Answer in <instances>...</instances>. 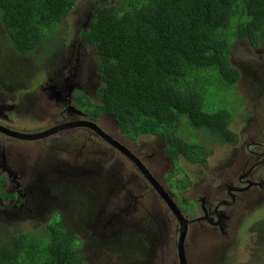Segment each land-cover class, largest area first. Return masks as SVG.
Segmentation results:
<instances>
[{"label":"flooded vegetation","instance_id":"1","mask_svg":"<svg viewBox=\"0 0 264 264\" xmlns=\"http://www.w3.org/2000/svg\"><path fill=\"white\" fill-rule=\"evenodd\" d=\"M1 61L6 73H15L8 58L1 56ZM78 62L81 69V60ZM80 69L74 77L81 76ZM17 73L27 76L24 71ZM45 74L43 79L52 75ZM246 74L240 73L239 81ZM248 74L251 94H264V83L260 86L264 73ZM98 81L102 82L101 74ZM25 84L22 79L0 76V219L4 223L18 226L31 218L41 222L43 227L39 229H47L51 219L57 217L83 247H109L117 253L119 264H180L179 231L187 229L183 242L187 264H216L212 248L199 253L194 242L212 234L216 247L222 240L236 241L226 264H245L236 248L241 245L249 250L258 243L264 222V129L244 127L251 116L248 108L237 109L239 120L232 117L228 126L233 132L231 140L208 138L210 145L202 143L206 151L203 157L184 158L190 169L181 168L187 179H179L181 185L176 187L169 183L172 178L166 173L167 163L173 158L165 152L167 138L149 134L133 137L120 127L117 136H110L103 129L110 130L111 121L103 117L105 114L96 115L90 105L99 104L81 91L83 99L76 97L72 102L68 97L71 92H66L57 101V89L52 85H34L24 96L20 93ZM84 99L91 104H81ZM31 105L35 110L28 114ZM8 129L20 137L8 134ZM193 130L200 133L198 128ZM182 137L187 139L183 133ZM144 138L151 139L147 143ZM51 140L49 148L53 152L44 158L39 156L42 150L34 153L30 149L32 143ZM152 144L163 150L151 149ZM220 150L216 165L207 167L209 157ZM181 155L175 157L176 162L173 159L174 164ZM157 158L166 161L162 177L158 175L160 167L155 165ZM49 159L53 161L49 163ZM203 159L207 164L201 163ZM195 166H202L198 175ZM46 196L50 198L45 200ZM177 197L183 203L192 199L193 205L182 206ZM80 216L81 223L71 225ZM46 219L49 221L44 224ZM25 232L29 231L15 235ZM247 259L249 262L253 257L248 253Z\"/></svg>","mask_w":264,"mask_h":264},{"label":"trees","instance_id":"2","mask_svg":"<svg viewBox=\"0 0 264 264\" xmlns=\"http://www.w3.org/2000/svg\"><path fill=\"white\" fill-rule=\"evenodd\" d=\"M82 1L0 0L5 50L27 56L25 67L30 59L39 63V56L58 52L59 23ZM121 1L99 3L92 28L79 26L85 45L95 47L91 52L103 81L99 106L85 99L81 104H91L96 115L107 113L133 137L167 138L165 152L172 161L180 153L189 160L206 153L205 144L184 140L181 125L189 132L198 128L211 140H231L235 103L220 107L209 96V86L216 78L217 88L232 89L240 73H248L233 38L264 52V0ZM1 56L15 70H25L0 46V62ZM175 171L187 179L181 167ZM80 248L72 232L57 222L43 234L29 231L0 240V264H91Z\"/></svg>","mask_w":264,"mask_h":264},{"label":"rangeland","instance_id":"3","mask_svg":"<svg viewBox=\"0 0 264 264\" xmlns=\"http://www.w3.org/2000/svg\"><path fill=\"white\" fill-rule=\"evenodd\" d=\"M107 3H111V4H119V2L121 0H105ZM90 9V8H88ZM86 12H84L82 15H85ZM76 14V15H75ZM75 14H70L69 15V19H70V31H71V37L68 38L69 42H70V46H69V51L67 53H65L64 55L60 56L59 58L55 55L52 57V55L54 53H56L55 50H58L62 48L63 46V42L64 40L60 39L58 40V44H57V40H56V44H55V52L51 54V52H47V54H45L43 57L39 58L38 61L39 63L42 64V67L39 69L38 72H33L31 75L25 76L23 73H0V76L4 77V78H9V77H13L15 79H22L23 81L26 82L25 86L22 87V92L20 94L26 96L28 93L27 91L30 90L34 85H39L40 87H43V85L47 84V80L43 78H45L44 73H51L52 76L54 78H57V73H61L60 72V68H64L65 65H62V61H64L65 59L68 58L69 54L71 53L74 44L78 43L79 40L76 39L77 36V24L78 21L80 20V14L75 13ZM79 24H82L79 21ZM69 31V28H68ZM63 34L61 32L60 27L58 28V35ZM55 35L57 36V31L55 33ZM69 36V34L67 33V37ZM80 39V38H79ZM76 40V41H75ZM0 46L3 47V52L5 55L11 57L12 54L8 53L5 50V40L0 36ZM233 42H235L234 44V48L238 53V57H240V61H244L247 62V64L249 65V71L248 73H264V52L261 51V49L258 50H252L250 49V46L248 44L247 41L244 40H240L238 38H233ZM264 44V42L262 43ZM87 51H89L87 49ZM97 64V59L96 56L93 54H88L85 55L84 57H82V72L83 73H98L95 69ZM40 66V65H39ZM38 65H36L35 67H39ZM246 74L243 80H240L234 87H232V89H221V88H217L215 83L217 82L216 78L212 79V83L209 86V96L213 97L211 98L212 100H214L216 102L217 105H219L222 108H226V109H230L229 105L227 104L228 101H230L232 103V101L237 104L238 107H236L235 111H234V117L237 116L236 120H239V116L237 113V109L239 108V110L241 109H249V113L251 111V116L248 120V122L244 125V127L249 128L251 125H253L252 128H258V129H264V96L263 94H258L257 96H253V94H251L250 92V87L252 86V82L250 81V75ZM260 75V74H259ZM262 76V75H260ZM264 83V76L263 79L261 80L260 86L261 84ZM82 89L85 91H81L83 94H87V95H91L94 96V94L96 95V97L93 98L92 102L93 103H97L98 102V89L100 87V85H91V86H87L82 84ZM85 94V96H87ZM71 96V101L75 102V98L79 97L81 99H83V97H81V95L79 94L78 90L75 91H71V93L69 94L68 97ZM254 97V98H253ZM210 99V100H211ZM253 99V102L249 103V100ZM214 102V103H215ZM79 105V104H78ZM99 106V105H98ZM76 110L78 111V114L84 115L82 113V111L79 108H76ZM30 114V113H29ZM105 114L107 115V113H102V115ZM104 117V116H103ZM108 118L107 120L111 121L110 126L112 124V127L110 130L106 131L105 129H103L107 134H109L110 136L113 135H118L120 129L118 124L114 121V119L112 117H105ZM106 120V121H107ZM105 122V121H104ZM102 122V123H104ZM105 126V123H104ZM9 131H13L11 129H8ZM182 131L184 134V137L187 138V141H193V140H198L201 143H209L208 137L205 134H200L197 133L195 131H188V128L185 125H181L179 131ZM151 138H144L142 141L144 142H149ZM138 141V140H136ZM141 142V141H140ZM139 144V143H138ZM157 144V143H156ZM156 144H152L149 147L152 149L153 147H157V148H161L160 145H156ZM52 140L47 143V142H43V143H32L30 144V149L34 151V153L38 152L39 150H42L40 153V157L44 158L48 155H50L53 152V149H50L49 147L52 146ZM140 145V144H139ZM103 147L107 146L105 144H103ZM216 149V148H215ZM109 155V154H108ZM221 155V150L217 151L216 153H214L211 157H209L208 159V166H215L216 162H218V157ZM161 156V155H160ZM61 158V157H60ZM160 161L159 167L160 170L158 171V175H160V177H162L161 173L164 169H166V161L163 162V159L161 158H157ZM52 159H49V163L52 162ZM47 162V163H48ZM58 163H63V159L61 158V162ZM202 164H207L206 160H201ZM162 164V165H161ZM178 165V167L180 168H185L189 171L190 169V164L186 162V160L184 159V157L181 155L178 159V162L176 163ZM176 164H174V162L171 161L169 163H167V178H172L169 183H174V186H180L181 182H179L178 180L181 178V174L177 173L175 171L176 169ZM195 172L198 175V170L199 168H202V166H195ZM216 173H214L215 175ZM178 181V182H177ZM178 183L177 185H175V183ZM164 184H166V181L164 180ZM212 184V183H211ZM177 201L179 204H181L182 206L187 205V204H191L188 205L189 207L193 205L192 199L187 200L185 203H183V200L180 199L179 197H177ZM51 208L52 210H54V204H51ZM48 219H46L44 221V224L48 223ZM82 221V216H80L78 218V220L76 221V219L71 221V225H75L78 223H81ZM57 223V217H54L51 219V221L48 223L47 225V229H49V227H52L54 224ZM40 225L39 227H36L37 225ZM263 225L264 222L261 223V229H259L260 231H262L263 235L260 238V241L257 243H253L250 247L249 250L246 249V247L244 246L243 248H241L242 246L239 245L236 250L237 253L241 254L245 264L246 263H252V264H264V229H263ZM24 226L29 227V229H19L22 228ZM8 227L10 229H8ZM43 227L41 225V222H37L36 219H31L26 221L25 223L19 224L18 226H14L13 223L7 224L4 223V221L2 219H0V240H6L9 236L11 235H15V233L18 232H24V231H34L36 232V234L40 233L43 234L46 229H39ZM243 229H240L239 232H241ZM238 232V233H239ZM259 232V231H258ZM109 234L112 236L114 234V232L109 231ZM260 234V232H259ZM240 237V234H239ZM259 238V235H258ZM78 243L81 245L80 239H77ZM215 241V235L212 234V237L210 236H204L202 239L200 238H196L194 240V242L197 244V252L202 253L203 251H205L208 247H211V253L213 256H215L216 258V264H226V260L228 258V256L235 250V246H236V241L234 242H230V241H225L222 240V242H218L216 246L213 245ZM79 253H83L87 258L91 259V264H119V257L117 255L116 252H113L109 247H106L104 245L101 246H97L95 250L88 248L87 246L80 248ZM250 254L251 257H253L252 260H250L248 262L247 259V254ZM219 257V259H218ZM218 259V262H217ZM126 264H130L128 261H125ZM194 263V262H192ZM241 264H243V262H241Z\"/></svg>","mask_w":264,"mask_h":264},{"label":"bare ground","instance_id":"4","mask_svg":"<svg viewBox=\"0 0 264 264\" xmlns=\"http://www.w3.org/2000/svg\"><path fill=\"white\" fill-rule=\"evenodd\" d=\"M105 2V5H109L111 3H107L105 0H83L82 2H79L76 6H74L71 11H69L67 13V15L65 17H63L61 19V22L59 23V27L61 29V32L63 34L60 35V39L64 40L63 42V46L61 49H59V51L56 53H54L52 55L53 56H57L58 58L62 55H64L65 53H67L69 51V46H70V42L68 40V38L71 37V31H70V19H69V15L70 14H75L78 12V14H80V22L82 24H77V36L76 39L79 40L78 43L74 44L73 49L71 51V53L69 54L68 58L65 59L64 61H62V65H65L63 68L62 73H78L79 69H80V61L82 63V57H84L85 55L88 54H92V49H95V47L93 45H89L86 46L85 43L83 42L82 36L78 35V31H79V26L82 25L86 28H88V30H90L92 28V21L95 18V14L97 12V8H101L98 4ZM122 1L119 2V4ZM90 8V9H88ZM84 12L85 15H82ZM76 15V14H75ZM69 28V31H68ZM67 33L69 34V36L67 37ZM80 38V39H79ZM76 41V40H75ZM87 49L89 51H87ZM42 56H39V58H41ZM12 58H18V59H14L15 61H19V63H17L18 65H23L25 67V60L28 59L27 56H20L17 53H13ZM31 63L28 64V66L25 67L24 73H32L31 68L35 67L36 65H40L39 68L42 67L41 63H37L35 59H30ZM5 68L0 64V71H3ZM61 68H60V72H61ZM66 70V71H65ZM39 70L34 71L35 73L38 72ZM80 72H82V67L80 69ZM15 73H17V71L15 70Z\"/></svg>","mask_w":264,"mask_h":264},{"label":"water","instance_id":"5","mask_svg":"<svg viewBox=\"0 0 264 264\" xmlns=\"http://www.w3.org/2000/svg\"><path fill=\"white\" fill-rule=\"evenodd\" d=\"M74 74L75 73H62L61 75L58 76L57 79L53 80V82H55V84L61 85V87L57 88V89L62 90L64 83L70 84L72 90L73 89H82V87H81L82 84L87 85V86H91V85H100V87L103 86L102 82H99V81L95 82V80H97L99 78V75H100L99 73H81V76H75V77H74ZM82 91H84V90L82 89ZM263 96H264V94H263ZM87 97L89 98L90 101H92L93 98L96 97V95L95 94H94V96L87 95ZM97 103H99V98H98ZM104 117H111V116L107 114ZM114 121L116 122L115 119H114ZM101 132L104 133L103 131H101ZM7 133L12 135V136L20 137V134L17 132H13V131L8 130ZM159 164H160V161L158 159H156L155 165L159 166ZM153 184L159 190V188L157 187V185L155 184L154 181H153ZM34 189L37 193H40L37 186H35ZM49 198L50 197L46 196L45 200H47ZM175 209L177 212H179V209L177 207H175ZM186 230L187 229H180V231H179L178 246H179V263L180 264H187L186 259H185V253L183 250V242H184V239L186 236Z\"/></svg>","mask_w":264,"mask_h":264},{"label":"clouds","instance_id":"6","mask_svg":"<svg viewBox=\"0 0 264 264\" xmlns=\"http://www.w3.org/2000/svg\"><path fill=\"white\" fill-rule=\"evenodd\" d=\"M32 73H30L29 75H31ZM62 73H57V78H58V76L59 75H61ZM12 78V80H14L15 78H13V77H11ZM57 78H54L52 75H51V77H50V79H46L47 81V84H49V85H52V87H53V89H57V84H55V82H53V80H55V79H57ZM44 80V79H43ZM51 83V84H50ZM102 85H103V81H102ZM101 87H99V89H100ZM98 89V90H99ZM75 90H81V89H71V85L70 84H68V83H64V85H63V89L61 90V89H57V101H58V99L59 98H62L64 95H65V93L66 92H71V91H75ZM38 95V94H37ZM39 96V95H38ZM34 97V96H33ZM87 97V96H86ZM88 98V97H87ZM99 98V97H98ZM92 102V101H91ZM99 103H100V100H99ZM98 103V104H99ZM235 109H236V107L233 109V111H235ZM35 110V106L33 105H31V106H29V111H28V114L30 113H32L33 111ZM178 239H179V237H178Z\"/></svg>","mask_w":264,"mask_h":264}]
</instances>
